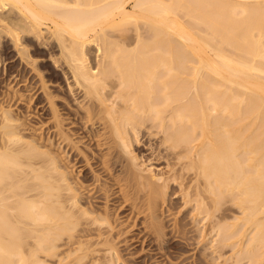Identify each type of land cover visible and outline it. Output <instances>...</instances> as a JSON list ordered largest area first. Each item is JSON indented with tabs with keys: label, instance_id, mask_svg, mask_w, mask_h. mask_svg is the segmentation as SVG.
<instances>
[{
	"label": "bare ground",
	"instance_id": "bare-ground-1",
	"mask_svg": "<svg viewBox=\"0 0 264 264\" xmlns=\"http://www.w3.org/2000/svg\"><path fill=\"white\" fill-rule=\"evenodd\" d=\"M180 10L193 15L195 20L189 19L194 26L182 20ZM10 39L26 64L34 61L27 42L35 51H60L59 66L67 67L83 102L86 99L85 111L78 116L89 122L88 136L114 151L108 159L93 153L94 162L87 156L90 170L75 175L70 168L76 165L71 162L76 152L63 158L44 149L42 137H25L20 116L4 110L0 264H45L40 256L60 257L59 248L65 245L69 250L60 264H88L89 256L101 252L115 264L121 255L117 245L134 241L117 230L115 215L124 217L131 210L142 216L143 206L150 219L143 222L145 228L157 238L147 242L159 241L162 251L171 244V237H165V218L172 215L175 203L163 205L169 188L194 216L208 217L209 234L218 227L213 259L226 256L224 247L235 245L233 238L245 233L242 227L230 229L235 223L215 217L225 199L239 190L233 200L244 218L256 224L241 252L262 256L264 0H0V50ZM94 44L95 55L89 49ZM55 117L57 131L50 138L68 147L73 132H62L59 114ZM130 134L157 136L156 155L167 162L166 170L145 174L133 155ZM109 159L130 174L126 191L116 193L110 182H90L99 181L93 164L106 170ZM83 161L75 159L77 165ZM193 174L195 181L199 177L195 184ZM109 176L120 182L113 173ZM131 190L142 193L131 200ZM116 197L125 200L117 211L108 203ZM102 199L107 204L101 205ZM184 226L177 219L171 232L177 236L186 231ZM208 229H202L204 238ZM97 258L92 264L107 262ZM146 258L139 261L148 262ZM223 259L226 264L229 258Z\"/></svg>",
	"mask_w": 264,
	"mask_h": 264
},
{
	"label": "rangeland",
	"instance_id": "rangeland-1",
	"mask_svg": "<svg viewBox=\"0 0 264 264\" xmlns=\"http://www.w3.org/2000/svg\"><path fill=\"white\" fill-rule=\"evenodd\" d=\"M184 12H181L180 10V15H182V20L185 19L186 23L187 22L188 24L192 23V25L194 26L195 24L194 21L191 22V20H195L193 19L194 17L192 18L193 15L191 14L189 15L187 13L185 14ZM190 17L191 20L189 19ZM9 41L10 42H8V47L5 49H2L3 48L2 47L1 48L2 51L0 50V121L4 120L2 116L4 115L3 111L10 110V113L14 115V117H16L15 115L20 116V117L18 116L19 117L18 119L20 120L18 121V123L19 122L23 123V128L22 126L20 127H21V131L23 130L24 133L23 132L22 133L23 135H25V137L28 134L33 137H37L38 139L42 137L41 141H43L42 145H44V147L43 146L42 147L44 149L50 148L52 151L54 150V152L55 151L58 152L62 157L63 156L65 157L66 154H68L67 156H71L70 152L71 153L76 152L75 153L76 155H74L76 161L78 157H82V159H84V161L78 163V165L77 162H75V159L71 161V162L74 161L73 163L76 165L75 167H71L70 169L73 170L74 168V171L72 173H74L75 175L78 174V176H81L83 171L90 170L87 169V167L89 168L87 161L91 158V156L93 158L94 156H98L99 154H102V156L107 159L112 157L110 156L109 153L114 151V148L111 147L110 150L109 146L107 147V145L104 146L103 148L102 146H98V143L100 142L99 141L95 142L93 139H91V137L88 136L90 130V128L88 127V125H90L89 122L88 124H86L87 123L86 118L80 119L78 116L80 115V111L83 112L85 111L84 107L82 106L83 105L82 103L86 102V99L83 102L84 96L83 94L80 93L82 91L78 90L79 88L77 89V85L75 84L73 78L71 77V74H69V72L67 71V67L65 69V66L64 67L59 66L61 65L60 63H62L61 59H59L60 61L57 60L58 56L60 58V51L58 49H55L53 52L50 53H46L43 51H35L34 48L35 45L33 43L27 42V45L29 46V49L31 51V55L33 56L32 61L34 60L33 61L34 63L33 62L28 63L26 61L28 63L26 64L25 62L22 61V59H20L17 51L18 48L15 46V43L11 41V39ZM133 41L134 39L132 38L131 42L133 43ZM91 47H92V54L95 55L97 52V45L94 44L90 46L89 47L90 51H91ZM56 114H59V116L61 117V118L59 117V119H61L59 120V122L63 123V126L61 123V127L62 128L64 127V129H66V130L62 129L63 131L62 130L60 131L62 132L70 131V133L73 132V134H71L72 137L70 139L71 142L68 141L70 142V145L68 144V147L67 145H65L66 142H62L63 144L59 145L58 142H60L61 140L60 141L57 140L56 141L57 143L55 142L56 143L55 144L53 140H51L50 138L51 137L50 135L55 134L54 132L57 129L56 128L57 126L54 125L57 123V121L55 122V120H57L58 117V115L57 117H55ZM21 120H24L25 123ZM100 126L99 128L101 131L103 132L109 131V129L105 130L103 126L102 127ZM61 127L60 128L58 127V129H61ZM24 128L27 131H25ZM2 130L3 128L2 129L0 128V133ZM28 137L31 138L30 136H27V138ZM48 137L50 138V140ZM129 137L133 139V143H134L133 155L138 156L136 162L142 165L143 168H145V171H143L145 174L158 172L159 170L160 171L166 170L167 162L160 161L156 155L158 153L155 148L157 144L156 142L159 141L157 136L154 135L149 136L147 134H145L144 136L142 134L139 135L130 134ZM73 145H75V148L71 147ZM65 146L67 147V149L63 150V147L66 148ZM71 149L72 151H70ZM96 153H98V155ZM67 156L65 158H67ZM84 156L86 158H84ZM87 156H89V158ZM87 158L88 160H86ZM114 160L116 159L114 158ZM89 161L94 162L95 160L90 159ZM111 161L113 160L111 159ZM111 161L110 159L107 161L106 166L108 168L106 170L105 167H103L102 165L99 166L97 165V163H94L93 166H95V170H96L94 171L95 172L94 174L95 176L99 177V181L95 182V180H92L90 182L94 181L93 183H95L97 186H101V184L103 185L108 184L110 186L111 184H113L110 187L115 191H117L116 193H121L122 191H126L127 184L130 181H132L130 174L126 172H122V165L120 163L118 164L115 161H113L115 164L114 163L112 164ZM111 173L119 177L118 179L120 182L115 183L113 180L111 181L110 180L111 178L109 176L111 175ZM193 176L192 178L194 179H192V183L194 182L196 183L197 179L199 180V177H196L197 179L195 181V176L197 175L193 174ZM106 181L108 183H105ZM109 182L111 184H109ZM201 185L202 183H200V186ZM238 191L239 190L236 189L234 190L232 195L230 196L228 195L229 197H227V199L229 202H227V199H225L226 202L225 204L222 205L223 206L222 209H220L218 212H216L217 214H215L217 215L215 216L216 220H220L221 223L222 222L226 224L235 223L237 225L233 227L231 226L230 229H235L236 227L237 228L242 227L245 232L241 238H239L238 236L233 238L231 242L232 243L237 242L235 245L228 244L227 246L224 247L225 248L224 252L226 253L225 254L226 256L223 257L229 258L227 259L226 264H259L257 261L264 262V253L262 254V256L251 258L248 253L241 252V250L245 248V244H247L252 233L254 232V227L256 224L252 222H248L244 218L246 214L243 213L242 208L234 202L235 200H233V197L235 194L238 193ZM129 192L130 193L128 197H131L130 198L131 200H133L134 198L136 199L138 195L142 193L141 191L135 193L133 190ZM167 192L168 193L165 195L166 203L164 202L163 205L164 206L167 205L169 207L171 204L175 203L174 208H172L171 210L172 215H170L169 217L167 216L165 218L167 224L166 230L168 233V235H166L165 237H171L170 238L171 244H168V246L161 251L159 248H157L159 241L153 240L154 244L149 243L150 241L147 242V239L151 237H152L151 239H157L154 236H152L153 234H151L150 236V231L148 230L149 228L147 227L145 228V223H143L144 221L147 222L150 221L149 217L145 215L147 212V206H143V209L146 211L144 212L145 214L143 213L142 216L136 213L135 211L134 212H131V210L126 211L129 212L127 216L123 217L122 216L123 213L120 215H115V218H117V222H116L117 230L120 229L124 231L125 232L124 236L128 235V239H133L134 241H130L131 243L130 245L129 244L127 245L126 243L125 244L120 243L117 245V247L120 249L121 255L115 264H225L226 260L224 261L223 257L218 259H213V256L217 255V253L216 252L214 253L213 251L216 243L214 239L216 237L217 238L219 237L218 234H216L218 227L216 226L214 228L215 231L212 230V232L209 234L210 229L208 228L210 225L208 223V217L207 218L204 217L200 219L199 216H194L193 212L189 211L190 208H188L187 210L185 209L184 206L185 204L183 203L180 196L175 198L174 197L175 192H173L171 188H169ZM122 200L123 199L121 197H116L114 200L109 201L108 203L110 206L114 207L115 211H117ZM123 201L125 202V200ZM99 203L101 205L107 204L105 199H102ZM212 203H213V198H212ZM177 219L179 220V223L185 224L184 227L186 230L184 231L185 234L184 232L179 231L177 234V236L179 235L178 237L176 235H173V232H171L173 231L172 227H174ZM216 220H214L213 223H215ZM142 223L144 226H142ZM204 228L208 229V231H206L208 235H206L205 238L201 235L202 229ZM66 246L67 245H65V247L63 248L62 246H60L59 253L62 252L60 254V257L63 256L69 250V248ZM25 247H26L25 249H27L29 246L28 247L25 246ZM160 251L162 253H160ZM258 252H262V250H259ZM102 253L103 252L100 253L101 256L98 254L100 258L103 257ZM207 254H209L208 257H205ZM45 255L46 254L40 256L41 258L43 257L42 259L46 258L45 264H60L59 256L55 255L56 257L55 256L48 257V255L47 256ZM98 256L97 253L95 254V256H89L90 259L89 257L87 258L89 261L88 264H92V262ZM99 257L97 259L101 260L102 262L107 261V262H103L102 264H114L111 258H109L108 256L107 258L103 257L101 259ZM142 257L144 258L147 257L146 259L150 257V259L148 260V262L145 263L140 262L139 260H141ZM260 257L263 259L261 260ZM41 258L39 259L41 260Z\"/></svg>",
	"mask_w": 264,
	"mask_h": 264
}]
</instances>
